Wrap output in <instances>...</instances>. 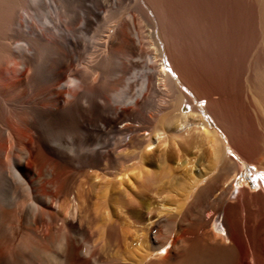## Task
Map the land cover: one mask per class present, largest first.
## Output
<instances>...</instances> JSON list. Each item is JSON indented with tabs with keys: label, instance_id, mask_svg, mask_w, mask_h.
Returning a JSON list of instances; mask_svg holds the SVG:
<instances>
[{
	"label": "bare ground",
	"instance_id": "6f19581e",
	"mask_svg": "<svg viewBox=\"0 0 264 264\" xmlns=\"http://www.w3.org/2000/svg\"><path fill=\"white\" fill-rule=\"evenodd\" d=\"M17 1L0 0V70L29 63L28 42L11 40L16 32L59 44L66 40L59 15L52 20L44 10H27ZM93 5L86 24L102 14L106 18L108 8L122 13L104 36L103 55L144 59L142 83L135 95L122 83L105 86L112 90L107 91L113 105L100 107L79 93L81 87L86 95L94 90L92 73L102 62L88 56L89 65L60 66L45 85L36 79L37 86L44 85L37 108L6 107L0 116V164L8 156L3 144L21 138L16 158L6 159L31 197L27 212V196L0 201L6 204L0 206V264L25 262L26 248L60 264H264V0H95ZM65 45L76 48L69 39ZM8 77L0 82V96L27 89L28 73ZM39 118L61 120L68 134L91 142L81 147V138L79 148L51 145ZM244 170L257 190L236 186ZM14 210L32 228L25 227L17 243L21 229L7 225ZM49 226L59 228L44 235ZM5 236L15 249L1 245Z\"/></svg>",
	"mask_w": 264,
	"mask_h": 264
},
{
	"label": "rangeland",
	"instance_id": "374dc122",
	"mask_svg": "<svg viewBox=\"0 0 264 264\" xmlns=\"http://www.w3.org/2000/svg\"><path fill=\"white\" fill-rule=\"evenodd\" d=\"M23 0H19V1H17V4H18V6L19 5H21V7H23V8H27V6H28V8H27V10L29 9V8H33L32 9V11H45V14L48 16V18H50V19H52V20H54L55 18H56V16L57 15H59V22H60V24H61V27H62V29H64V31H63V37H64V39H66L65 41H67L68 39L69 40H71V42L73 41L76 45V48L75 49H73V48H71V50L73 51V52H71V50L70 49H68V48H66L67 46L65 45V41L64 40H62V43H56L55 42V40L53 39V38H49L47 41H42V40H40L39 38H38V36H36V34H32V35H30L29 37H25L23 34H21V33H19V32H16V34L14 35L13 34V36H12V38H11V40L12 41H18V42H21V41H23V39L24 40H26L27 42H28V44H29V51H30V60H29V63L28 64H26L22 69H19L18 67H17V63H15L14 65H12V67L10 66V67H7V66H1V70L2 69H5V70H0V82H7V81H9V79L11 80V78L10 77H8V76H10L11 75V77H12V79H15V77L17 78L18 77V75H20V74H29L30 75V80H29V82L32 80V77L34 76L35 77V79H33L34 81H32V82H28L27 83V89L26 88H24L23 90H18V89H14V90H12V91H10L7 95H5V96H0V116H2L3 115V112L5 113V111H6V107L7 108H10V106L12 105L13 107L14 106H16V107H20V106H29V108H31L32 110H33V108L35 109V108H37L38 106H40V103L42 104L43 102H42V95H41V88L47 83V82H49L50 81V79L51 80H53V79H55L57 76H58V74H59V72H60V66H63V65H71V67L72 68H82V67H84L85 65L87 66V65H89L88 64V61H87V59H89V57L90 58H92V59H94V61H95V63L98 65V63H100V61H102V62H104V63H100L99 64V68L98 67H95L94 68V70H96V68H98V71H97V73H96V71H94L95 73H96V75H94L95 73L93 72L92 73V76L94 77H92V79H93V81L95 80V82H96V80H97V82H96V84L93 82V83H91L93 86V88H94V90L93 91H95L96 92V88H97V96H96V93L94 94L93 93V91H92V89H91V87H90V89L91 90H89L88 91V93H87V95H86V93H82V92H84V87H81V89H80V94H82V96H88V97H90V99H92L93 101H94V103H96V104H102V103H104V104H108V105H113V102L111 103L110 101H113V100H111V92H108V91H112V90H110L111 89V86H112V88L113 89H115V88H117V87H119L118 86V83H122L121 85H120V87H123L124 89L126 88H128L127 89V91L126 90H124L126 93H130L131 95H135L136 94V92L138 91V89H139V87H140V85H141V83H142V80H143V74H144V59H142V60H140V61H138V59L137 58H132V60H125V58L122 56V57H117V56H121V55H114V56H111L110 57V55H106V57L103 55L104 53H105V47L103 46V45H101V43L103 42V40H104V36L105 35H107V30L108 29H110V26L112 25V24H115L116 23V21L118 20V16H120L121 14H119V12H117L116 10H113V9H106L105 10V12L104 13H106V18H104V16H103V14H102V17H99V19H98V21H96V22H93V24H86L87 22H85L84 20H86V19H84V18H86L87 16V18H90V17H92L93 18V14H94V12H95V7L93 8V6H95V5H93V4H95V0H76L75 2H73V4L72 3H69V5L68 4H65V3H63V2H61L60 0H39V2L40 3H38V1H37V3L36 4H32V3H30V2H28L27 1V3L24 1V2H22ZM52 1V2H51ZM55 1V2H54ZM59 1H60V3H59ZM188 1H190V2H193V4L196 2V0L194 1H191V0H188ZM19 2H21V3H19ZM198 2V1H197ZM25 3V4H24ZM59 3V4H58ZM81 5H80V4ZM52 4V5H51ZM55 4V5H54ZM63 4V5H62ZM72 4V5H71ZM77 4V5H76ZM79 4V5H78ZM26 5V6H25ZM53 5L55 6V7H53ZM57 5H58V7H57ZM62 5V6H61ZM25 6V7H24ZM71 6H73V7H71ZM80 6V7H79ZM84 7V9L82 8V7ZM20 7V6H19ZM75 7V8H74ZM53 8V10H51ZM67 8V9H66ZM72 8V9H71ZM63 9V10H62ZM63 12H65V13H63ZM69 10V11H68ZM51 11V12H50ZM93 11V12H92ZM119 11V10H118ZM49 12H50V16H49ZM61 12H62V14H61ZM74 12V13H73ZM115 12H117V13H115ZM120 12H121V10H120ZM93 13V14H92ZM57 14V15H56ZM92 14V15H91ZM64 15V16H63ZM105 15V14H104ZM53 16V17H52ZM62 21V22H61ZM81 21V22H80ZM83 21L85 22L84 24V26H83ZM65 23V24H64ZM108 25H107V24ZM33 24L34 25H36V22H35V20L33 21ZM65 25H66V27H65ZM80 25V26H79ZM87 25H88V27H87ZM90 25V26H89ZM85 28V30H84V28ZM112 27V26H111ZM66 29H67V31H66ZM68 32V33H67ZM65 34V35H64ZM71 35V36H70ZM32 36V37H31ZM68 36V37H67ZM39 40V41H38ZM64 43V44H63ZM63 44V45H62ZM78 44V45H77ZM32 45V46H31ZM55 45H57L59 48L61 47V46H63V47H61V49H59L57 46V48L56 49H54L55 48ZM53 48H52V47ZM66 46V47H65ZM32 47V48H31ZM90 47H93L92 48V50L91 51H89V49H90ZM34 48V49H33ZM47 48V49H46ZM49 48H50V50H49ZM52 48V49H51ZM64 48V51L62 50ZM145 48H147L148 49V47L146 46ZM33 52H35V53H32V51ZM54 49V50H53ZM98 49V50H97ZM35 50V51H34ZM47 50V51H46ZM61 50V51H60ZM67 50V51H66ZM52 54H51V53ZM56 52V53H55ZM64 52V53H63ZM90 52V53H89ZM45 53H46V55H45ZM70 53V54H69ZM94 53V54H93ZM97 53V54H96ZM33 54V55H32ZM56 54V55H55ZM62 54V55H61ZM36 55L39 57H37V59L35 58L36 57ZM40 55V56H39ZM46 57H45V56ZM64 55H65V57H66V59H64ZM71 55V56H70ZM93 55V57H91ZM96 55V56H95ZM35 56V57H34ZM69 56V57H68ZM89 56V57H88ZM68 57V58H67ZM72 57V58H71ZM35 58V61L37 62L36 64H34L35 63V61L33 60ZM43 58H45V59H43ZM47 58V59H46ZM61 58V59H60ZM71 58V59H70ZM104 58V59H103ZM108 58V59H107ZM121 58H122V62H120L121 61ZM54 59H55V61H54ZM58 59V60H57ZM64 59V60H63ZM96 59V60H95ZM111 59V60H110ZM115 59V60H114ZM117 59H119V60H117ZM38 60V61H37ZM44 61L45 62V60H46V67L44 66L45 65V63L44 62H42V61ZM62 60V61H61ZM66 60V61H65ZM106 60V61H105ZM108 60V61H107ZM133 60H136V61H134V62H132ZM227 60H229L230 61V58L228 57V58H226V62H227ZM231 60H232V57H231ZM97 61H98V63H97ZM115 61V62H114ZM38 62H40V63H38ZM51 62V63H50ZM63 62V63H62ZM65 62V63H64ZM70 62V63H69ZM107 62V63H106ZM109 62L110 63H112V64H117V63H119V64H121V66L119 65L118 67H120V68H117V66H116V64L115 65H110L109 64ZM127 64H126V63ZM131 62V64H129V63ZM138 62V63H137ZM49 63V64H48ZM57 63H58V65H57ZM124 65H123V64ZM230 63V66H231V64H233V62L231 61V62H229ZM228 63V64H229ZM52 64V65H51ZM53 64H55L54 65V67H52L53 66ZM102 64V65H101ZM108 66H107V65ZM30 65V66H29ZM35 65V66H34ZM40 65V66H39ZM49 65V66H48ZM107 66V69L106 70H104L105 69V67ZM33 66V67H32ZM38 66H39V68H38ZM42 66V67H41ZM124 66H125V69L127 70H125L126 71V73H125V71H124ZM129 66V67H128ZM133 66V67H132ZM137 66V67H136ZM3 67V68H2ZM15 67H17V68H15ZM48 67H50V68H48ZM57 67V68H56ZM59 67V68H58ZM123 67V69H121ZM6 68H8V69H6ZM13 68V69H12ZM26 68V69H25ZM30 68V69H29ZM34 68H36V69H34ZM38 68V69H37ZM43 68V69H42ZM44 68H46L45 70H46V72H45V74H44ZM51 68H53V69H51ZM9 69H10V72H9ZM15 69V71H14V73H13V70ZM58 69V70H57ZM101 69V70H100ZM118 69H121L120 71L121 72H119V70ZM134 69V70H133ZM21 72H20V71ZM29 70H31L30 71V73H29ZM33 70L35 71V73L33 72ZM44 70V71H43ZM57 70V71H56ZM17 71V72H16ZM18 71H19V73H18ZM48 71V72H47ZM5 72V73H4ZM36 72H39V74L37 73L36 74ZM131 72H133V74H130ZM134 72H135V74H134ZM137 72V73H136ZM9 73V74H8ZM10 73H12V74H10ZM32 73H34L35 75H32ZM54 73V74H53ZM5 74H8L7 75V78L5 79V77H6V75ZM15 74H16V76H15ZM99 74H101V75H99ZM124 74V75H123ZM3 75L5 76V77H3ZM12 75H14V78H13V76ZM38 75V76H37ZM51 75V76H50ZM110 75V76H109ZM134 75V76H133ZM45 76V77H44ZM95 76H96V78H95ZM101 76V77H100ZM1 77H3V78H1ZM37 77V78H36ZM39 77V78H38ZM99 77V78H98ZM131 77V78H130ZM130 78V79H129ZM39 80L38 82L39 83H41V85L42 84H44L43 86H37V84H39L38 82H37V80ZM41 79V80H40ZM48 79V80H47ZM103 80V81H102ZM113 80V82H112V84L109 86V84H110V81H112ZM116 80H118V81H116ZM115 81V82H114ZM103 82V83H102ZM118 82V83H117ZM105 83H106V85H105ZM109 83V84H108ZM115 83L117 84V86H115ZM32 84L33 85H35V86H33V87H31L32 86ZM114 84V85H113ZM124 84V85H123ZM40 85V84H39ZM91 86V85H90ZM105 86H108V87H110V89H107ZM35 87V88H34ZM41 87V88H40ZM106 89H105V88ZM34 88V89H33ZM108 90V91H107ZM105 91V92H104ZM129 91V92H128ZM38 92V93H37ZM37 93V94H36ZM100 93V94H99ZM102 94V95H101ZM104 94V95H103ZM101 97H103V98H100V96ZM93 97V98H92ZM96 97V98H95ZM97 98H98V100H97ZM107 100H106V99ZM104 99H105V101H104ZM109 99V100H108ZM102 102H101V101ZM109 101V102H108ZM30 105L31 106H33V108L32 107H30ZM103 106H105V105H103L102 104V106L100 105V107H103ZM100 111H101V109L100 108H97L96 109V113H95V115H98V114H100ZM99 112V113H98ZM97 117V116H96ZM58 118H60V117H58ZM40 120H39V122H40V125H41V128H42V132H43V135L45 134L46 136H44L45 137V139H46V141L47 142H49V144H51V145H55V143L56 144H58L59 145V147H61V146H64V145H67L68 143L69 144H72V145H74L76 148H79L81 145H83V146H85V144H90V140L88 141V140H86L85 138H83V137H79L78 139H76L77 137H75L74 135H72V133H71V135L70 134H68V133H70L69 131H67L65 128H64V126L63 125H61V123H62V118H60L59 120H60V122L57 120V119H53V120H51V122H50V120H47V119H45V118H39ZM43 119V120H42ZM45 119V120H44ZM42 121V122H41ZM54 121L55 122H57V123H55L54 124ZM48 122V123H47ZM49 123H50V125H49ZM51 123L54 125H52L51 126ZM46 124V125H45ZM61 127H60V126ZM50 127L51 128V130H50V135L49 136H47V134H49V131L47 132V130H48V128L47 127ZM57 126V127H56ZM43 127H44V129H43ZM55 127V128H54ZM54 128V129H53ZM47 129V130H46ZM65 129V130H64ZM46 130V131H45ZM46 132V133H45ZM66 133H67V135H66ZM23 135H25V136H23ZM70 135V136H69ZM29 136V134L27 135V134H22V137H25V138H27V137ZM71 136H72V138H71ZM18 137V136H17ZM70 137V140L72 141V142H70L69 141V138ZM74 137V138H73ZM81 138H82V143H84V144H82L81 143ZM18 138H16V137H14V139H13V141H7V143H4L3 144V149L5 148V153H7L6 155H8V156H5L4 157V159H3V162L2 163H4V164H0V167H1V170H0V173H1V171H4L3 169H5V171L4 172H6V174L3 172V174L1 173V175L3 176H1L0 175V201L3 199V200H5L6 201V204H9L10 202H11V200L12 199H16V198H18L19 200L20 199H22V198H25L26 196H27V192L24 190V188H23V186L22 185H19V184H21L20 183V181L18 182V179H17V177L13 174V172H11L12 171V169L11 168H13V166H14V163L12 162H9L10 161V155H12L14 158H16V156L18 155V149H19V146H20V144L22 143V139L21 138H19V140L21 141H19V140H17ZM54 139H55V141H54ZM86 141H85V140ZM53 140V141H52ZM57 140V141H56ZM60 140H61V144H59L60 143ZM83 140L85 141V142H83ZM20 143H19V142ZM59 141V142H58ZM88 141V142H87ZM12 142V143H11ZM17 142V143H16ZM52 142V143H51ZM76 142V143H75ZM78 142H80L81 144H80V146H78L77 145V143ZM87 142V143H86ZM19 143V144H18ZM67 143V144H66ZM74 143V144H73ZM57 145V146H58ZM86 145V146H87ZM56 146V145H55ZM83 146H81V147H83ZM17 150V151H16ZM10 152V153H9ZM13 152H15V155H14V153ZM17 153V154H16ZM6 157L7 158H9L8 160L6 159ZM3 165H4V168L2 169V167H3ZM5 165H6V167H5ZM254 169V168H253ZM9 170V171H8ZM11 170V171H10ZM11 172V173H10ZM10 173V174H9ZM14 175V178L13 177H11V176H13ZM7 176H9L10 177V179H9V177H8V179L6 180V178H7ZM250 175L249 174H247L246 172H245V170L244 171H242L241 172V175H240V177H239V179H238V184L236 185L237 187H242V185H248L252 190H257L258 189V186H256V181H254L252 178V180H253V184L252 183H250L249 181H248V177H249ZM263 176H264V174H263ZM13 178V179H12ZM4 179V180H3ZM13 180V181H12ZM13 182V183H12ZM15 182V183H14ZM46 182V183H45ZM45 182L43 181L41 184H42V187L43 186H45L46 184H47V182H49L48 180H45ZM45 184V185H44ZM12 185V186H11ZM17 185V186H16ZM53 186V184H50V187H49V190L51 189V187ZM19 187V188H18ZM30 195V194H29ZM27 196V198H25V199H23V202L24 201H26V202H24V204H26L25 205V207H24V211L25 212H27L28 211V204H29V202H30V197L31 196ZM26 199H29V202H27V200ZM9 202H8V201ZM5 201L3 202V203H5ZM19 202V201H18ZM2 202H0V206L1 207H3L4 205H6V204H3ZM15 212H16V214H15ZM13 213V214H12ZM11 213V215L9 216V218H8V221H10V222H8L7 221V225H8V227H10V229L11 228H14V227H16V228H18V230H20L19 231V235L18 236H16L17 238V240H16V242L15 243H17L18 241H19V239H20V235H21V233H22V230H24V228L26 227L27 228V231L29 230H32V228H31V226H29L28 224H26L25 222H24V219L23 218H20L21 217V215L19 214V216H18V212L16 211V210H14L13 212ZM14 215V216H13ZM19 217V218H18ZM13 219V220H12ZM19 220V221H18ZM12 222V223H11ZM10 223H11V225H10ZM13 225V227H11ZM26 225V226H25ZM28 226V227H27ZM57 227V228H56ZM58 229L59 227L58 226H55V227H51V226H49L48 228H46L45 230H44V235H50L54 230H56V229ZM33 230H35V228H33ZM36 230H37V228H36ZM35 230V231H36ZM49 233V234H48ZM10 239V237H8L7 238V236H5V238L3 237V240H2V242H1V245H5L7 248H9V249H15V247H16V245H15V243H14V240L12 239V241H10L9 240ZM7 240V241H6ZM3 241H4V243H3ZM90 241H92V243L94 242V239L92 238ZM8 245H6V244ZM9 243V244H8ZM15 246V247H14ZM13 247V248H12ZM28 252H27V251ZM26 250L24 249L23 251L25 252H27V254H26V252H25V254L28 256V258L26 259V261L25 262H22L21 260L18 262V264H32V262H34V264H52V262L51 261H55L54 262V264H60V263H58V262H56V260L53 258V257H48V256H42V255H40V254H38V253H36V251L34 250V249H30V248H26ZM55 251L54 252V254H60V250H57V253H56V249H52V251ZM33 251V252H32ZM31 253V254H30ZM38 254V255H37ZM43 260H45V261H43ZM30 262V263H29ZM43 262V263H42Z\"/></svg>",
	"mask_w": 264,
	"mask_h": 264
}]
</instances>
